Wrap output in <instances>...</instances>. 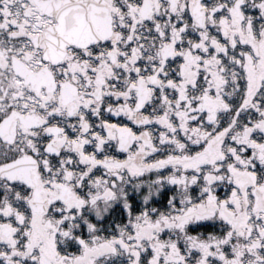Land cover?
I'll return each mask as SVG.
<instances>
[{
  "label": "snow or ice",
  "instance_id": "obj_1",
  "mask_svg": "<svg viewBox=\"0 0 264 264\" xmlns=\"http://www.w3.org/2000/svg\"><path fill=\"white\" fill-rule=\"evenodd\" d=\"M0 264H264V0H0Z\"/></svg>",
  "mask_w": 264,
  "mask_h": 264
}]
</instances>
